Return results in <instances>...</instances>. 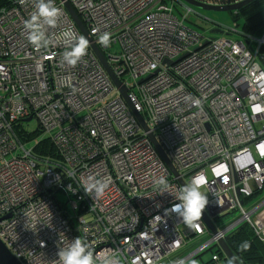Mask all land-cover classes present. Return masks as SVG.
Instances as JSON below:
<instances>
[{
	"label": "built area",
	"instance_id": "2783aa9c",
	"mask_svg": "<svg viewBox=\"0 0 264 264\" xmlns=\"http://www.w3.org/2000/svg\"><path fill=\"white\" fill-rule=\"evenodd\" d=\"M170 1L55 0L58 25L46 30L40 49L24 28L33 0H8L0 9V241L20 264H57L60 248L77 237L119 264H191L207 252L223 264L219 243L240 226L264 244V201L245 207L264 191V35L204 38L184 24L190 9L180 19L173 4L182 2ZM64 2L146 129L89 43L75 67L63 62L70 42L62 34L82 36ZM104 32L108 46L99 42ZM28 118L38 125L31 133L21 129ZM44 142L50 151L37 153ZM89 176L110 181L103 197L84 192ZM160 177L169 192L160 193ZM195 179L204 182L214 232L202 218L197 231L167 212L179 203L180 181Z\"/></svg>",
	"mask_w": 264,
	"mask_h": 264
},
{
	"label": "clouds",
	"instance_id": "9594fccd",
	"mask_svg": "<svg viewBox=\"0 0 264 264\" xmlns=\"http://www.w3.org/2000/svg\"><path fill=\"white\" fill-rule=\"evenodd\" d=\"M18 2L24 5L28 0H18ZM33 2L35 11L30 14L29 19L24 21V28L28 30L29 43L36 49H40V41L44 39L46 30L57 27L61 10L55 6V0H33ZM62 35L66 42H70V50L62 54L63 62L75 67L87 55L89 42L84 36H78L70 30L65 31ZM110 41L111 33L109 32H104L99 38V42L104 46H108ZM48 46L49 41L45 40L44 47ZM195 103L199 104V101L197 100ZM109 184L108 179L89 176L83 184V189L87 195L99 199L104 196ZM155 184L160 193L169 192V185L164 177H160L155 181ZM202 187H204V182L199 179L184 185L178 197L179 203L167 210L169 214L174 212L182 217L184 224L197 231L200 230L198 222L201 221L202 214L209 203L207 195L201 191ZM249 247L247 242L241 246L242 250H247ZM58 257L57 264H119L114 255H94L90 246L79 237L75 238L67 247L60 248ZM177 264H185V261L180 260ZM191 264H197V261L192 260ZM229 264H232L231 260Z\"/></svg>",
	"mask_w": 264,
	"mask_h": 264
},
{
	"label": "trees",
	"instance_id": "16d2710c",
	"mask_svg": "<svg viewBox=\"0 0 264 264\" xmlns=\"http://www.w3.org/2000/svg\"><path fill=\"white\" fill-rule=\"evenodd\" d=\"M8 0H0V9L6 6ZM223 4V3H222ZM225 5V3L223 4ZM237 19L243 15L242 32L254 37L264 35V0H257L242 10L236 12ZM258 62L264 68V46L258 51ZM39 154H46L50 151V146L44 142L42 146L36 149ZM229 249L233 252L240 264H264V244L260 242L254 235L253 231L247 226H240L232 232L225 240ZM247 242L250 247L242 250L241 246ZM197 264H215L211 255L207 260L199 257ZM223 264H229L226 260Z\"/></svg>",
	"mask_w": 264,
	"mask_h": 264
},
{
	"label": "water",
	"instance_id": "95a60500",
	"mask_svg": "<svg viewBox=\"0 0 264 264\" xmlns=\"http://www.w3.org/2000/svg\"><path fill=\"white\" fill-rule=\"evenodd\" d=\"M61 1H64V0H61ZM180 1L188 4L189 6H192L194 8H197V9H200V10H203V11L228 12V13L230 12L231 13V12H238V11L242 10L243 8L247 7L248 5L254 3L257 0H243V1L239 2V3H237V4H231V5H209V4L201 3V2L196 1V0H180ZM64 7H65L66 11L68 12L70 18L75 23V25L78 28V30L80 31L81 35L84 36L88 40L93 53L95 54V56L97 57L98 61L100 62L102 67L105 69V71L107 72L109 77L111 78L113 84L117 88L120 89V93H121L122 97L124 98V100L126 101L128 106L130 107V109L132 110V112H133L134 116L136 117L137 121L139 122V124L144 129H146V126H145L141 116L139 115L138 112H136V110L133 108L132 104L130 103V101L128 99V96H127L126 90L121 87L120 82L113 75V73L111 72L109 66L107 65V62H106L105 58L103 57L101 52L98 50V48L92 43V40H91L90 36L88 35L85 27L83 26L81 20L79 19V17L77 16V14L73 10V8L66 2H64ZM211 34L222 35L223 31L221 29H219L218 27H216L214 30L211 31ZM30 121H31V118H28L25 122L28 123ZM150 139H151L154 147L156 148L157 152L159 153L160 157L164 161V163L167 165L169 170L172 173L175 174V171H174L171 163L169 162L168 158L164 154V152L161 149V147L158 145V143L155 141V139L152 136H150ZM180 184H181L182 187L185 185L182 181H180ZM8 218H10V215L4 217L3 219H8ZM202 220L204 221L206 226L211 231L214 232V229H213L211 223L209 222V220H208V218H207V216H206V214L204 212L202 214ZM219 245L221 247V250L223 251V254L225 255V259L228 262L231 260L232 264H240V262L237 260V258L233 254V252L229 249V247L227 246L225 241H221L219 243ZM0 264H20L14 258V256L10 253V251L5 247V245L1 241H0Z\"/></svg>",
	"mask_w": 264,
	"mask_h": 264
},
{
	"label": "rangeland",
	"instance_id": "374dc122",
	"mask_svg": "<svg viewBox=\"0 0 264 264\" xmlns=\"http://www.w3.org/2000/svg\"><path fill=\"white\" fill-rule=\"evenodd\" d=\"M171 1L166 0V4L168 6H171ZM181 3V2H179ZM225 5H231V4H225ZM190 9L188 12V17L185 21V26L199 34L200 36L204 38H225L227 40L232 41H245L244 38L240 35V32L242 31V25H243V15H240L237 19L236 12H210V11H203L197 8H194L192 6H189L188 4L182 2L181 4L174 3L173 4V12L174 15H176L178 18H182L186 13L187 10ZM220 27V29L223 31L222 35L217 34H211V31L214 30L216 27ZM236 30V33H229L228 30ZM113 51H118V46H114ZM38 125L36 120H31L28 123H23L22 130H24L26 133L34 132L37 129ZM207 197L208 194L204 191ZM63 196L59 195L58 199L60 201H63ZM264 201V191L257 193L248 203L245 207L250 206V208H254L259 203ZM264 209V208H262ZM233 216H228L224 218V220L219 221L218 226L227 224L231 221ZM203 260H207L209 258V252L205 253L202 256Z\"/></svg>",
	"mask_w": 264,
	"mask_h": 264
},
{
	"label": "crops",
	"instance_id": "0c3cea01",
	"mask_svg": "<svg viewBox=\"0 0 264 264\" xmlns=\"http://www.w3.org/2000/svg\"><path fill=\"white\" fill-rule=\"evenodd\" d=\"M261 216L264 217V214H262Z\"/></svg>",
	"mask_w": 264,
	"mask_h": 264
}]
</instances>
